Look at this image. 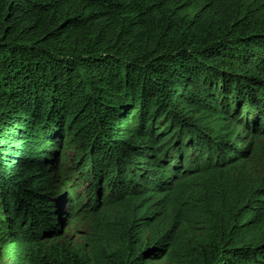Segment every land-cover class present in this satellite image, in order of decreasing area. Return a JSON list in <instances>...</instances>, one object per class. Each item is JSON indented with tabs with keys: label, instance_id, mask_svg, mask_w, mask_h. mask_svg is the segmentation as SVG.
<instances>
[{
	"label": "trees",
	"instance_id": "16d2710c",
	"mask_svg": "<svg viewBox=\"0 0 264 264\" xmlns=\"http://www.w3.org/2000/svg\"><path fill=\"white\" fill-rule=\"evenodd\" d=\"M160 263L264 264V0H0V264Z\"/></svg>",
	"mask_w": 264,
	"mask_h": 264
},
{
	"label": "rangeland",
	"instance_id": "374dc122",
	"mask_svg": "<svg viewBox=\"0 0 264 264\" xmlns=\"http://www.w3.org/2000/svg\"><path fill=\"white\" fill-rule=\"evenodd\" d=\"M58 202L63 206V208L67 209L68 206L66 204V200L64 197L61 196L58 199ZM80 218L79 220H81ZM87 232H88V226L86 225V222L84 221L72 222L69 220L65 224V228L63 230V236L68 240H72L74 243H80L83 237H85V234Z\"/></svg>",
	"mask_w": 264,
	"mask_h": 264
}]
</instances>
